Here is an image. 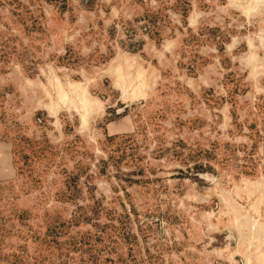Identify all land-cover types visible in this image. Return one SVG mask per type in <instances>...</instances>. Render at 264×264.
<instances>
[{
    "label": "rangeland",
    "instance_id": "374dc122",
    "mask_svg": "<svg viewBox=\"0 0 264 264\" xmlns=\"http://www.w3.org/2000/svg\"><path fill=\"white\" fill-rule=\"evenodd\" d=\"M0 264H264V0H0Z\"/></svg>",
    "mask_w": 264,
    "mask_h": 264
},
{
    "label": "trees",
    "instance_id": "16d2710c",
    "mask_svg": "<svg viewBox=\"0 0 264 264\" xmlns=\"http://www.w3.org/2000/svg\"><path fill=\"white\" fill-rule=\"evenodd\" d=\"M145 20H146V22H152V23H154L153 22L154 21V14L153 13H145Z\"/></svg>",
    "mask_w": 264,
    "mask_h": 264
}]
</instances>
